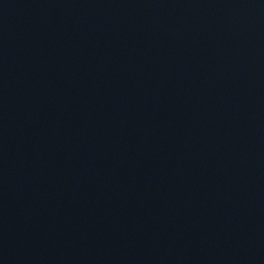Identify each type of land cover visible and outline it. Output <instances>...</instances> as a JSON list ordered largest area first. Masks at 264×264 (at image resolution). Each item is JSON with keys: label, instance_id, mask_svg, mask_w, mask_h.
<instances>
[{"label": "water", "instance_id": "obj_1", "mask_svg": "<svg viewBox=\"0 0 264 264\" xmlns=\"http://www.w3.org/2000/svg\"><path fill=\"white\" fill-rule=\"evenodd\" d=\"M0 264H264V0H0Z\"/></svg>", "mask_w": 264, "mask_h": 264}]
</instances>
